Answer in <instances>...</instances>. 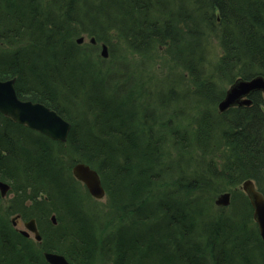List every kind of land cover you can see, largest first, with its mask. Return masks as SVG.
<instances>
[{
  "label": "trees",
  "instance_id": "obj_1",
  "mask_svg": "<svg viewBox=\"0 0 264 264\" xmlns=\"http://www.w3.org/2000/svg\"><path fill=\"white\" fill-rule=\"evenodd\" d=\"M85 35L96 42H76ZM99 42L118 51L111 62ZM134 55L142 71L128 67ZM256 75L264 0H0V79L16 77L20 96L71 123L65 143L33 140L23 133L34 130L0 113V139L13 149L0 155V178L29 199L44 249L70 264H264L237 187L251 178L264 194L262 94L217 110L224 85ZM7 124L23 133L8 137ZM74 162L100 175L105 214L77 188ZM227 191L229 204L216 206ZM3 231L0 264H48L28 239Z\"/></svg>",
  "mask_w": 264,
  "mask_h": 264
},
{
  "label": "water",
  "instance_id": "obj_2",
  "mask_svg": "<svg viewBox=\"0 0 264 264\" xmlns=\"http://www.w3.org/2000/svg\"><path fill=\"white\" fill-rule=\"evenodd\" d=\"M82 37L77 41L81 42ZM102 55H107V47L102 46ZM13 80L0 81V112L4 115L11 116L15 121L23 122L29 127L41 130L52 137L66 140L70 123L62 118L57 112L50 110L41 103H32L17 99L15 91L12 87ZM255 88L264 90V80L262 76H256L249 80L239 78L234 81L227 92L225 99L219 104L220 110H224L232 104H240L244 102L240 100L243 95H248ZM245 103V102H244ZM73 174L81 178L86 184L89 192L95 197L103 195V188L97 172L88 165L79 163L73 167ZM2 188H7L5 184L0 183ZM242 188L248 195L249 202L254 207L253 218L257 222L260 237L264 243V196L257 191L252 180H245ZM3 192V191H2ZM230 193L223 192L216 199L217 204L226 205L229 202ZM54 215L52 220L54 221ZM32 230L36 239H40V235L36 229L34 219H29L25 224ZM44 257L50 264H69L63 255L57 253H45Z\"/></svg>",
  "mask_w": 264,
  "mask_h": 264
},
{
  "label": "bare ground",
  "instance_id": "obj_3",
  "mask_svg": "<svg viewBox=\"0 0 264 264\" xmlns=\"http://www.w3.org/2000/svg\"><path fill=\"white\" fill-rule=\"evenodd\" d=\"M80 37H82L83 38V40L81 41V42H78L77 41V39L78 38H80ZM83 41H84V36H79V37H77L76 38V42L77 43H83ZM88 42H91V43H95L96 42V40H95V38L94 37H89L88 38ZM100 45H101V49H102V46L104 45V46H106L107 47V45L105 44V43H103V42H101L100 43ZM101 49H100V51H99V54H100V57L103 59V58H107L108 57V54L105 56V55H102L101 54ZM107 52H108V48H107ZM130 59H131V61L133 60V58H131V57H129ZM130 62V61H129ZM122 63V65H123V63L124 64H127V61H122L121 62ZM133 65H135L134 67H133ZM133 65H128V67H130V68H133V69H140L141 70V66H143V67H146V63L145 62H142V61H137L136 63H133ZM32 66V65H31ZM136 67V68H135ZM30 69V68H29ZM142 71V70H141ZM256 76H262V75H256ZM256 76H254V77H256ZM263 77V76H262ZM251 78H253V77H251ZM251 78H249V79H251ZM237 79H239V78H237ZM237 79H235V80H237ZM243 79V78H242ZM249 79H246V80H249ZM7 80H13V83H12V87H13V89H14V91H15V95H16V97H17V99H19V100H21L22 102H26V101H30V102H32V103H41L42 105H44L45 107H47V108H49L50 110H53V111H55V112H57L62 118H64L56 109H54V108H52V107H50L47 103H43V102H40V101H34V100H32V99H25L24 97H22V96H20L19 94H18V89H17V85H16V77H14V76H12V77H9V78H5V79H0V81H7ZM234 80V81H235ZM263 80H264V77H263ZM234 81L232 82V83H230L228 86H226L225 87V90H224V93L222 94V96H219L218 98H220L219 100H218V102H217V110H218V112H224V111H226V110H228V109H230V108H232V107H238V106H251L252 105V100L250 99V94H249V96L248 95H243V96H241L240 97V100H243L244 102H242V103H240V104H232V105H230V106H227L224 110H220V108H219V104L222 102V100L223 99H225V97H226V95H227V92H228V90L230 89V86L234 83ZM256 90H253L254 92H257V91H260V93L261 94H263L264 93V90H262V89H258L257 90V88H255ZM171 91H173V89L171 90ZM174 92V91H173ZM253 93V92H252ZM217 96V95H216ZM262 96V98H263V103H264V97H263V95H261ZM65 105L68 107V105L65 103ZM264 105V104H263ZM263 105H261L262 106V110H263ZM263 112H264V110H263ZM1 113V112H0ZM3 114V113H2ZM4 115V114H3ZM4 116H6V117H9V118H11V116H7V115H4ZM14 122H17V123H19V124H23V125H25L26 127H28L29 129H31V130H34L35 131V133L37 134V135H42V136H46V137H48V138H50V139H52V140H55V141H57V142H60V143H65V141L67 140V137H66V140H61V139H58V138H55V137H52L51 135H48V134H46V133H44V132H42L41 130H38V129H34V128H31V127H29L27 124H25V123H23V122H18V121H15L13 118H11ZM65 119V118H64ZM66 121H68L67 119H65ZM69 122V121H68ZM70 123V122H69ZM18 128V127H17ZM70 129H71V123H70V128H69V131H70ZM69 131H68V133H69ZM15 132H17V130H16V125H14V124H7V134L9 135L8 137H14V136H16V135H18V134H16ZM67 136H68V134H67ZM7 142V141H6ZM4 140H2V139H0V146L4 149V151H2V153L0 154V155H6V153L10 156V154H12L13 155V149H12V147H10L9 146V143L7 142L6 143ZM10 157H12V156H10ZM8 162V161H7ZM79 163H83V164H86V165H88L91 169H93L89 164H87V163H85V162H74V164H73V166H71L70 168H69V172H70V174H71V176L73 177V180L75 181V183H76V185H77V188L82 192V193H84L85 192V190L87 191V194H88V196H90V199L89 198H87V199H89V200H92V199H100V198H102V197H104L105 195H106V190H105V187L103 186V184H102V182H101V184H102V188H103V190H104V192H103V195L101 196V197H95L94 195H92L90 192H89V190H88V188H87V186H86V184L83 182V180L81 179V178H79V177H77L75 174H73V167L76 165V164H79ZM93 170H95V169H93ZM96 171V170H95ZM97 172V171H96ZM97 174H98V172H97ZM98 176H99V178H100V175L98 174ZM252 180L251 178H247V179H244L242 182H241V184H240V188L243 190V188H242V183L245 181V180ZM4 179H2V180H0V183H2V184H5L6 186H7V188L8 187H11V184L9 183V181H7V180H4ZM100 181H101V178H100ZM253 181V180H252ZM254 182V181H253ZM254 186H255V189L257 190V191H259L260 193H262V191L256 186V184H255V182H254ZM0 187H2V185H0ZM244 191V190H243ZM228 192V191H227ZM244 193L246 194V192L244 191ZM247 195V194H246ZM262 195L264 196V194L262 193ZM247 197H248V195H247ZM27 200H29V199H27ZM26 198H24V197H22V196H19L18 195V193H16L15 195H13V198L12 199H10V201H11V204H13V203H15V204H19L20 202H23L24 204L26 203ZM215 201H216V199H215ZM85 203H87V200L85 199V201H84ZM217 204V203H216ZM250 206H251V216H252V219H253V221L255 222V224H256V226H257V230H258V233H259V229H258V225H257V222L255 221V219L253 218V212H254V207H253V205H251V203H250ZM9 211H11V209H9V208H7ZM13 213H15L16 212V210L15 209H13V211H12ZM18 213L10 220H7V226L9 227V226H11V225H13V227L15 228V230H14V233L15 234H17V235H20L21 237H24V233H32V230L31 229H29L25 224L27 223V222H29V219H27V220H25V222H24V227H25V229H19V227L18 226H16L15 224H16V220L17 219H19V216H21V217H23V218H25V216H24V214L23 213H21L20 211H17ZM36 225V224H35ZM39 227V226H38ZM36 229H37V231L38 230H40V227H39V229L37 228V225H36ZM38 233H39V235H40V238H42V233H41V231L39 232L38 231ZM24 234V235H23ZM259 235H260V233H259ZM67 242H62V245H65ZM60 245L59 246H62L61 245V243H59ZM56 252V251H55ZM57 254H62L61 252H56Z\"/></svg>",
  "mask_w": 264,
  "mask_h": 264
},
{
  "label": "rangeland",
  "instance_id": "obj_4",
  "mask_svg": "<svg viewBox=\"0 0 264 264\" xmlns=\"http://www.w3.org/2000/svg\"><path fill=\"white\" fill-rule=\"evenodd\" d=\"M86 42H88V37L85 35L84 36V41H83V44H85ZM100 43L101 42H99L98 44H99V49H101V45H100ZM111 49V48H110ZM220 49H219V47H218V49H217V51H219ZM100 51V50H99ZM108 53H109V51H108ZM118 54V51L117 50H110V55H108V56H110L108 59V61H110L111 62V57L112 56H117V54ZM111 54H112V56H111ZM129 55V54H128ZM128 55H127V57H128ZM212 55H215V53L214 52H212ZM119 56V55H118ZM134 58H136V59H140V58H138V55H134L133 56ZM155 70H157V69H155ZM171 72H172V70H171ZM170 72V73H171ZM133 73V72H132ZM134 74H136V72L134 71ZM228 85V84H227ZM227 85H224V87H226ZM155 88V87H154ZM159 88V87H158ZM157 89V88H156ZM263 95V97H264V93L262 94ZM163 103H165L166 105H167V103H169V108H180V105L181 104H179V103H177V102H175V101H172V99L170 100V99H167L166 101H164ZM70 108V107H69ZM263 110H264V105H263ZM167 115V114H166ZM174 117H176V116H174ZM19 128V130L21 131V132H15L16 134H20V133H23V131H22V129L20 128V127H18ZM172 128H175V126H173ZM16 129H17V127H16ZM177 132H179L178 130H177ZM18 134V135H19ZM24 134V138H30V139H33L34 140V137H36V136H38L36 133L35 134H33V133H23ZM2 151H4V149L0 146V152L2 153ZM10 158L8 157V160H9ZM8 160H6V161H8ZM5 161V162H6ZM5 162H4V166L5 167H7V168H9V162H6V165H5ZM3 166V165H2ZM12 168V167H11ZM2 172H5L6 173V176L7 177H10V175L12 176V174H13V172L12 171H7V170H5L4 168H2ZM9 175V176H8ZM238 187V189L240 188V185L239 186H237ZM241 189V188H240ZM242 190V189H241ZM242 192H243V194L245 195V197L248 199V197H247V195L244 193V191L242 190ZM14 193V191H13V188H9V190H8V192H7V194H8V196L7 197H5V198H1L0 197V232L1 233H4V231H3V229H5V230H8V231H14L15 230V228L13 227V225H11V226H7V220H11L18 212L17 211H19L18 209H20V212L21 213H23L24 214V216H25V218H23L22 217V220L21 221H25V220H27V219H29L30 217H31V211H30V209H29V203H30V201L29 200H27L28 198H26V203H25V205H26V207H23L24 205H19L18 206V204H15V203H13V204H11V201H10V199H11V197H12V195H14L13 194ZM230 193V192H229ZM221 193H218V195L216 196V198L215 199H217L218 198V196L220 195ZM230 198L232 199L233 198V195L231 196V194H230V197H229V202H230ZM239 198H240V195H239ZM242 198V197H241ZM95 201H93L92 200V204H94L93 206H95V207H97L98 209H99V211L100 212H103L104 214L106 213V208L107 207H109L108 206V196H107V194L104 196V197H102V198H98V199H94ZM236 200V199H235ZM229 202H228V204H229ZM232 202V201H231ZM248 202H249V199H248ZM85 203V202H84ZM87 203L89 204V202L87 201ZM86 204V203H85ZM249 204H250V202H249ZM215 205L217 206V204H216V201H215ZM227 205V204H226ZM225 205V206H226ZM7 208H9V209H11V211H9ZM26 208H28V209H26ZM242 208V209H241ZM13 209H15L16 210V212L15 213H13L12 211H13ZM101 209V210H100ZM233 209V208H232ZM240 209L241 210H244V207H243V205L240 207ZM103 210V211H102ZM226 211H229V210H226ZM50 215H51V213H50ZM99 216V215H98ZM97 223H98V225L99 226H101V227H103V225H105V220H104V216H102V219L100 220V221H96ZM16 225V224H15ZM19 229H25V227H24V225L23 224H20L19 226ZM107 232H108V230H107ZM6 233H9V232H6ZM7 235V234H6ZM99 237H102V235L101 236H99ZM30 238L31 239H29V241L32 243V247L34 248V249H37V250H40L41 251V253H43V251L42 250H46V249H44L45 247L43 246V244H41L40 246L36 243V241L34 240V238H33V234L31 233V236H30ZM44 244H46V246H48V242H46L45 240H44V242H43ZM61 248H63V245L61 246ZM64 249V248H63ZM57 252V251H56ZM43 255V254H42Z\"/></svg>",
  "mask_w": 264,
  "mask_h": 264
},
{
  "label": "flooded vegetation",
  "instance_id": "obj_5",
  "mask_svg": "<svg viewBox=\"0 0 264 264\" xmlns=\"http://www.w3.org/2000/svg\"><path fill=\"white\" fill-rule=\"evenodd\" d=\"M0 180H2L1 178H0ZM4 181V180H3ZM9 188H12V187H8V188H2L1 189V187H0V197L1 198H5V197H7L8 196V194H7V192H8V190H9ZM3 191V192H2ZM14 191V190H13ZM14 195L16 194L15 192L13 193ZM13 198V195H12V197H11V199ZM53 215V214H52ZM52 215L50 216V219H51V221H52V223L53 224H56V218H55V216H54V221L52 220ZM29 219H34V222H35V224L37 225V228L39 229V225H38V222L36 221V219L34 218V217H30ZM22 220V217L21 216H19V219H17L16 220V226H19L20 224H23L24 225V222L25 221H21ZM21 230V229H20ZM39 232H40V230H38ZM25 234V235H24ZM23 235H24V237L26 238V239H31L30 238V236H31V233H24ZM32 234H33V238H34V240L36 241V243L40 246L41 244H42V242H43V236H42V238H40V239H36L35 238V236H34V233L32 232ZM43 251V258L45 259V257H44V254L45 253H56L55 251H48V250H42ZM61 255H63V254H61ZM64 256V255H63ZM65 257V256H64ZM66 258V257H65ZM66 260H67V258H66ZM45 261H46V259H45ZM68 261V260H67ZM47 262V261H46ZM69 262V261H68ZM48 264H50L49 262H47ZM70 264V263H69Z\"/></svg>",
  "mask_w": 264,
  "mask_h": 264
}]
</instances>
